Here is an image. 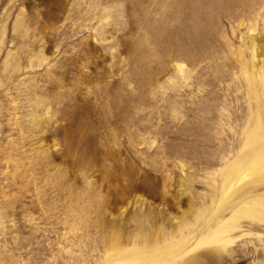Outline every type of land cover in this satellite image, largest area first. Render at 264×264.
Here are the masks:
<instances>
[{"label": "rangeland", "instance_id": "1", "mask_svg": "<svg viewBox=\"0 0 264 264\" xmlns=\"http://www.w3.org/2000/svg\"><path fill=\"white\" fill-rule=\"evenodd\" d=\"M258 125L264 0H0V264H264Z\"/></svg>", "mask_w": 264, "mask_h": 264}, {"label": "bare ground", "instance_id": "2", "mask_svg": "<svg viewBox=\"0 0 264 264\" xmlns=\"http://www.w3.org/2000/svg\"><path fill=\"white\" fill-rule=\"evenodd\" d=\"M263 128L260 125H258V127L256 128V131L253 132V133H250L248 135V139L247 140H248L249 144L250 143H253V144L256 143L257 144V142H260L261 136L264 139V129ZM261 143H264V140H263V142L261 141ZM258 153H259L258 156H256L257 160L252 162L251 164H249L244 172H242L240 174L237 171H235L233 174H231V173L228 174L227 178L232 179L231 181H233L235 179H238L242 175H248V176L254 177L253 178L254 182H264V153H262V152H258ZM251 203L260 205L261 206V211L264 212V197L261 198V199L254 200ZM254 214L256 216H258L257 214H259V213H256V211H255ZM157 258H158L157 255H153V257H152V259H154V260H156ZM145 260H146L145 257H139L135 261H133V264H144Z\"/></svg>", "mask_w": 264, "mask_h": 264}]
</instances>
